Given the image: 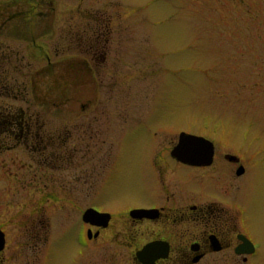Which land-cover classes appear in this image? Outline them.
<instances>
[{
	"label": "rangeland",
	"instance_id": "1",
	"mask_svg": "<svg viewBox=\"0 0 264 264\" xmlns=\"http://www.w3.org/2000/svg\"><path fill=\"white\" fill-rule=\"evenodd\" d=\"M96 37L97 59L87 49ZM0 41L5 80L21 86L20 105L32 107L55 150L46 162L54 243L48 258L39 245L37 264L88 261L79 245L87 207L118 214L154 199V128L173 130L168 140L194 130L244 158L246 228L264 256V0H0ZM13 97L6 93L5 106L19 103ZM97 130L107 139L98 158L114 156L103 175L84 148ZM79 139L88 160L81 181L96 178L95 187L80 184ZM30 158L23 147L0 155V199L10 198L9 173Z\"/></svg>",
	"mask_w": 264,
	"mask_h": 264
},
{
	"label": "flooded vegetation",
	"instance_id": "2",
	"mask_svg": "<svg viewBox=\"0 0 264 264\" xmlns=\"http://www.w3.org/2000/svg\"><path fill=\"white\" fill-rule=\"evenodd\" d=\"M98 37L87 47L92 53L96 51L95 59L103 46ZM3 45L0 41V46ZM5 59V52H0V155L23 147L31 158L28 169L23 168L27 174L23 169L9 173L8 180L13 183L8 184L9 187L6 185L5 192L10 198L0 199V242L1 238L4 239L0 264H22V250L29 252L25 255V264H37L39 245L45 242L42 254L48 258L54 243L50 198L53 200L55 197L49 194L46 162L55 150L50 151L53 146L44 145L43 127L32 107H29L30 113L20 105V100H24L20 97L23 94L21 86L18 85L19 90H16L5 80ZM101 69L89 67L88 72L99 73ZM6 93L9 96L13 94L14 100L19 103L5 106ZM158 116L155 114L152 117ZM90 122L94 124V117ZM149 131L154 138L148 160L149 171L156 196L149 204L132 206L118 214L99 205L93 206L104 214H110L106 225L86 223L83 212L79 245L84 248L82 252L89 255L85 264H264L261 244L246 228L243 196L247 189L245 176L249 167L244 158L234 149L221 152L217 141L194 130L180 128L174 131L175 136L171 140L165 138L173 130L154 128ZM104 132H92L84 147L91 155V162L95 161L92 171L99 167L100 175L109 170V159L114 157L108 150L100 158L97 156L107 140ZM183 132L213 142L215 151L210 164L194 165L172 156ZM81 146L75 149L80 152L79 155L83 151ZM63 147L67 148L66 145ZM87 161L83 155L76 159L80 181L85 176L83 171ZM47 165L50 166L49 161ZM42 168L44 173L39 176V169ZM241 168L244 171L239 173ZM93 175L96 174L93 172ZM98 181L96 178L84 179L80 184L84 189L85 184L95 187ZM69 185L74 186L75 182H69ZM38 189L45 191L40 200L21 198L24 190L29 196L37 197ZM101 190L102 185L95 192L97 197ZM39 202H42L41 207ZM137 209L150 210V214L136 218L131 212ZM91 247L97 248L96 256H92Z\"/></svg>",
	"mask_w": 264,
	"mask_h": 264
},
{
	"label": "water",
	"instance_id": "3",
	"mask_svg": "<svg viewBox=\"0 0 264 264\" xmlns=\"http://www.w3.org/2000/svg\"><path fill=\"white\" fill-rule=\"evenodd\" d=\"M181 142L174 148L172 153L173 157L179 160L189 162L191 164L205 165L210 164L213 161L214 155V144L211 140L206 139L195 134H189L183 132L180 136ZM234 158V157H232ZM244 171L241 168L238 172L242 173ZM134 217H146L150 214V210L137 209L131 212ZM84 221L91 223L92 225H106L110 214L102 213L95 208H87L83 214ZM104 221V222H102ZM4 246V239L1 238L0 249Z\"/></svg>",
	"mask_w": 264,
	"mask_h": 264
},
{
	"label": "trees",
	"instance_id": "4",
	"mask_svg": "<svg viewBox=\"0 0 264 264\" xmlns=\"http://www.w3.org/2000/svg\"><path fill=\"white\" fill-rule=\"evenodd\" d=\"M45 133V132H44ZM43 136H44V134H43Z\"/></svg>",
	"mask_w": 264,
	"mask_h": 264
}]
</instances>
